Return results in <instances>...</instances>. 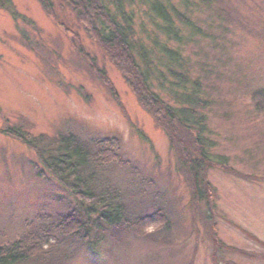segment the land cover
<instances>
[{
    "label": "rangeland",
    "instance_id": "1",
    "mask_svg": "<svg viewBox=\"0 0 264 264\" xmlns=\"http://www.w3.org/2000/svg\"><path fill=\"white\" fill-rule=\"evenodd\" d=\"M12 2L21 17L0 6V244L74 206L54 175H40L35 150L3 133L23 126L32 135L119 139L133 168L116 165L114 178L137 183L142 206L155 201L172 211L170 246L132 240L116 244L117 255L82 250L65 264H264V109L256 106L264 108V95L253 96L264 89V0L202 8L193 20L208 37L182 49L194 75L208 73L209 125L227 157L206 174L211 207L194 197L166 130L76 12L63 0H51L52 13L39 0ZM162 227L158 221L146 231L162 238Z\"/></svg>",
    "mask_w": 264,
    "mask_h": 264
},
{
    "label": "trees",
    "instance_id": "2",
    "mask_svg": "<svg viewBox=\"0 0 264 264\" xmlns=\"http://www.w3.org/2000/svg\"><path fill=\"white\" fill-rule=\"evenodd\" d=\"M39 1L52 13L51 0ZM63 1L166 130L194 197H205L211 207V183L206 174L213 165H226L227 157L216 151L218 141L208 120L213 96L205 85L208 73L203 71L211 70L204 67L203 74L194 75L182 49L188 40L208 37L193 15L218 0ZM0 6L14 18L21 17L12 0H0ZM261 95L264 89L253 92L255 98ZM256 106L264 109L259 101ZM3 133L35 150L40 175H54L73 196L74 206L14 241L0 244V264H65L82 250L105 255L115 249L117 255L114 246L130 245L132 240L165 246L173 243L172 211L167 203L153 201L151 206H142L138 184L127 185L114 178V167L129 163L122 158L119 139L86 141L72 132L32 135L23 126H8ZM158 221L163 224L162 238L146 231Z\"/></svg>",
    "mask_w": 264,
    "mask_h": 264
}]
</instances>
